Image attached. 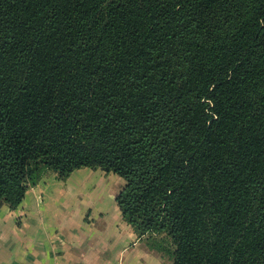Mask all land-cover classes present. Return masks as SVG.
I'll return each mask as SVG.
<instances>
[{
  "label": "trees",
  "instance_id": "16d2710c",
  "mask_svg": "<svg viewBox=\"0 0 264 264\" xmlns=\"http://www.w3.org/2000/svg\"><path fill=\"white\" fill-rule=\"evenodd\" d=\"M83 167L170 264H264V0H0V205Z\"/></svg>",
  "mask_w": 264,
  "mask_h": 264
},
{
  "label": "crops",
  "instance_id": "0c3cea01",
  "mask_svg": "<svg viewBox=\"0 0 264 264\" xmlns=\"http://www.w3.org/2000/svg\"><path fill=\"white\" fill-rule=\"evenodd\" d=\"M121 178L83 167L29 188L15 208L0 205V264H164L123 220Z\"/></svg>",
  "mask_w": 264,
  "mask_h": 264
},
{
  "label": "rangeland",
  "instance_id": "374dc122",
  "mask_svg": "<svg viewBox=\"0 0 264 264\" xmlns=\"http://www.w3.org/2000/svg\"><path fill=\"white\" fill-rule=\"evenodd\" d=\"M51 179H53V177H48V180L47 181H50ZM122 179V182L125 183V180L123 178ZM100 192V190H99ZM147 237V236H146ZM155 237L159 238V239H164V236H161V235H155ZM146 240L144 239V243L147 244L145 242ZM147 246V245H146ZM148 247V246H147ZM157 252V251H156ZM159 256H161L165 261H164V264H170V262L168 261V258H166L165 256H163V254L161 252H157Z\"/></svg>",
  "mask_w": 264,
  "mask_h": 264
}]
</instances>
